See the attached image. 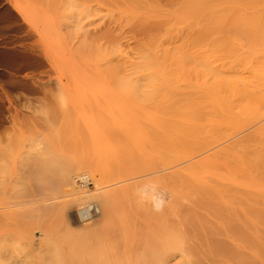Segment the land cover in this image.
Wrapping results in <instances>:
<instances>
[{"label":"rangeland","instance_id":"1","mask_svg":"<svg viewBox=\"0 0 264 264\" xmlns=\"http://www.w3.org/2000/svg\"><path fill=\"white\" fill-rule=\"evenodd\" d=\"M243 13L248 15H257L260 13L264 14V0H0V136L2 137V139H4L3 144V140L1 141L0 137V149L1 146L7 144L8 146L6 145L5 148L12 151L7 152L4 148L0 150V152L2 151V154H8L7 156H9L7 157L8 160L3 157V159L5 160V165L3 163L5 173L3 172V175H6L5 177L9 179V177L13 175L15 170H17L19 171V174H22V176H24L20 177L21 179L15 177L13 178L15 183L13 182L8 187V191L10 193H7L8 191L6 190V195L8 197L4 196L5 194L1 195L3 191L2 193L0 191V201H2V203H0V207L5 205L4 201L7 200L9 202V197L12 196H14L12 197L14 200H11V203L22 199H27L28 195H31L29 197L30 199L39 198V200H42L44 203L45 200L43 199H49V197L52 196L54 202H52L53 204H51V213L47 214L48 212L46 213V211H44L46 213L45 215L43 214V212H41L43 215H39V213H37L36 217H38V219L34 225L35 227L40 225L45 226L48 232H53L52 234H56L57 232H59L60 234H57L61 235L62 230L64 241L63 243L61 241V243L63 245L64 243H67L68 240H70L68 243V247H66V249H69L70 251L67 250L66 252L71 253V250H76L78 252L82 250V248H80V246L77 244L78 240L79 243H83L86 237H88V240L90 237L91 239L96 238L95 230H97L96 233H98V231L99 233L103 232V234L97 235L100 238L104 237L105 235L112 236V234V237H114L115 235L117 237L121 230L124 228H122V226L127 223L124 222V224H121V220L119 221V219L126 214L127 218L124 217L126 220L129 219L130 214L137 222V225H132V230L130 231L134 232L133 237L140 236L136 234L137 226L139 231L141 230L142 232H144V234L147 231V233L150 234V228L148 229L143 225V221H146V219L142 218L144 216V211L142 212L141 210L144 209V206H150L152 204L151 202H153L154 196L159 193L166 198L165 206L170 205V203L172 202V197L174 199H178V201H181V203L186 205L184 206V208L181 207L182 209L185 210L186 208L187 211L189 208V211L184 212L186 216L188 217L190 213L191 215H193L191 217H194L196 219L197 216L195 212L197 210L193 209L191 206L194 205L193 201L197 199L198 195L189 191L191 194H194V196L196 195L197 197H194L193 195L189 196L188 187L191 186L183 187L184 185H182L183 183L181 184V182L178 185V182H174L176 183V185L171 183L172 185L178 186L177 189L180 191L179 193L176 187L173 188L171 184L167 185V183L169 182L165 180L166 175L173 174L182 176L177 181L182 180L184 181V184L185 182H190L191 185L194 181L195 184H200L201 187L203 184H205V182L207 183V181H209L207 185L213 183L217 184V181H219L220 179L219 177H221L222 181L220 180L219 182H226L225 184L227 187H229V189L235 186L234 184L237 183V186H235L236 191L234 190V188L233 190L235 192H242L243 198H247L250 194H257L259 191L253 186V184L257 182V179L259 177L256 173H253L251 171H249L248 173L246 169L245 170L247 171V173H245L244 169L243 171L236 170L238 166L236 164L232 165L236 166V168L234 167L235 169L233 167L230 168L229 166L225 167L227 165H230L228 163L232 160H235L236 162H234L238 163L237 160L240 158V156L239 158L232 157V160L227 162V164H221L222 167L220 165V169H217L218 165L215 169L213 166V168H211V166L208 164L209 160H206L209 159L210 156L216 154L217 151L219 152L221 149L223 150V148L233 147L231 146L233 144H235L236 146V143H238V145H242V142H244L245 144V141H247L250 137L260 134V138L261 136H263L261 134L264 133V83H262L261 85L258 84L256 90H259V94H257V98H255V101L245 105V107L243 105V95L235 94V92H233L234 88L233 90H230V92L227 89L228 93L225 94L224 92L226 91L223 92V88L222 90L220 89V87L217 88L220 89L218 93L220 92L219 96L221 97L214 93L215 89L213 88V83H215V75L217 77H219L218 75H220V77L230 75L231 78L229 79H232V81H234L236 83L235 85L237 86L243 85V77H246L248 83L251 84L250 90H252V88H254L253 85H255V83L257 82V75H255L254 73V76L256 77H253V72H251L250 69L253 70V68L255 67V70H253L255 72L259 65L264 67V53H262L264 52L263 50L257 54L252 53V51L249 52L250 55L253 56L250 58V61L252 60V58L254 59V61L253 63L252 61L250 62V64L248 63V66L250 65L249 67H245V65L243 64V20L241 19L243 18ZM235 22H237V24ZM239 22H241L240 25ZM230 36L231 38H229ZM231 44L233 46H231ZM234 45L236 47H234ZM257 65L258 67H256ZM144 85L146 86L144 87ZM240 90L241 89L237 87V90L235 91H242L243 93V87L242 90ZM169 91L171 92L169 93ZM221 91L223 92V94ZM196 93H198L199 95ZM225 98L226 100H224ZM234 98H236V100ZM136 100L139 103H137ZM204 103L206 104L204 105ZM238 103L242 104L238 107ZM178 104H181V108L178 106ZM154 105L156 106V108ZM184 105L186 106V108L189 106L187 108V111L189 108L191 110L189 109L188 112H185L186 109H184ZM220 105L221 107H229L230 109H227H229L230 111L225 108L222 109L223 107L221 108ZM160 108L162 110H167L166 112L167 114H169V117H175L178 119V122H182L181 127H183V132H186L184 133L186 134V136H188L187 139L195 143L196 146L202 145L203 142L204 145H206V141H209L212 138L210 137L209 139L208 136H206V133H203L206 130L208 132L209 128L207 126L210 125L208 123V120L211 119L210 123H212L210 130L214 128V130L216 131V127L217 129H220V127L221 129H223L220 130V134L217 133L219 136L217 137V143L215 142L217 140L216 139L214 141V145H211L210 148L208 147L209 149L202 150L199 153H196L193 148L187 146L181 148L180 150H170L168 152H163L162 154H160L157 153L156 150L158 149V147H154L156 137L153 141V138L150 137L151 141L153 142V146L149 145L150 139L149 142L147 139V142L142 145L143 150L139 149L141 150V152L143 151L146 157L144 156V154L142 156V153H138V155H136L137 159H135V157L133 156L135 153L133 152L132 158L134 160L130 161L132 159L131 154L128 153V151L130 152L131 149L132 151L135 150H133L134 144L132 145L131 141L132 135L130 134L131 137L129 136L130 128L128 123L131 122L130 119L132 120V122L134 119L135 123L137 121V123H142L143 125V122H145L144 125H147L150 119L152 120L155 118V121L160 117ZM135 109L137 110V113ZM180 112L183 113L181 114ZM108 115L112 116L114 121L111 120L112 118ZM124 115L126 117H124ZM151 115H154L155 117H152ZM101 116H103V119L101 118ZM104 117L109 118L107 120L104 119ZM213 119L217 124L219 121L220 127L213 122ZM193 120L194 123L202 120L201 122L202 124L204 123L202 125L204 128L202 127L201 129V127L199 126L201 125V122L199 125L193 124L194 127H192L193 125L191 124L193 123ZM121 121L123 122V124ZM112 122H115V126L112 124ZM41 124L42 126L40 127ZM116 124L119 125L116 126ZM212 124H215L216 126ZM103 125L108 128L110 127L109 125H111L113 128L110 127L109 129H106V127ZM37 126L42 129L44 127L45 128L42 130ZM152 126L153 125L149 126V124L148 126H145V129L149 127L148 129L150 130H148L149 135L147 131L145 132L147 136H145L146 134L144 133L145 137L150 136V133H152L151 130L155 129L154 127L151 128ZM127 128L129 129V131ZM219 129L217 131H219ZM259 129L262 131V133ZM4 131L6 132V134ZM109 131L113 132V135H115L114 137L118 136V138H114L113 135L109 133ZM106 132L108 133V135L111 134V140ZM30 133L33 135H30ZM34 133L35 135H37V137L34 136ZM153 133L157 134V131L153 130ZM153 133L151 135H153ZM21 134L24 135L22 136ZM39 135L40 138L38 137ZM210 135L213 136V134H209V136ZM215 135L216 133H214L213 138L216 137ZM183 136L185 135L183 134ZM6 137L9 138H7L6 140ZM206 137L207 140L204 139ZM16 138L18 139V141L16 140ZM28 138V141L22 140ZM60 138H63L65 140ZM25 142H27V144ZM112 142L121 144L120 147L122 152L121 150H118L117 152H120L125 156L124 158L120 154L124 158L122 163L125 165L126 162L125 166L129 168L131 166V168L129 170V168L125 169L123 165L119 166H121V169L123 166L125 170H128L127 172L119 169V166H116L119 160L118 162H116L117 160H115V163H113L118 169V172L116 171L115 173V168L113 167L114 164L112 166L111 163L112 161H114V157H112L113 154L116 155L117 152L116 150L115 152H111V148H114L115 146H111L113 144ZM50 145L52 147H50ZM117 145L115 147H119V145ZM131 145L133 148H131ZM243 145L242 148L239 147L238 149H241L242 151L246 150V147L243 148ZM46 149L50 152V154L46 151ZM53 149L55 152H53ZM107 149L112 156L109 155L110 153L108 154ZM4 150L5 152H3ZM230 150L231 148H229V151ZM249 150L247 149V151ZM224 152L222 151V153ZM10 153H12L13 155ZM18 154L21 155V157L26 158V160H22L23 158L19 156L17 157V160H15V157ZM47 155L48 158H51L52 156L53 158H59L60 156L59 159L67 165L71 164L72 166L75 164V166L79 165V167L80 165L82 167L87 166L86 168L90 169L91 171V168H93L94 165L97 164L95 165V169L93 168V170H96L97 174L94 171L95 175L93 174L92 176V173L89 172L91 180L88 179L87 187L84 188L91 187V190H93L91 191L92 193H95V191L97 193L99 192V196L102 197V201L104 200L103 197L106 200H112L113 198L111 197L107 198L108 196H106V193L113 190V188H117L122 185L125 186L124 184L137 185V191H135V193H133V191V194L131 193L132 195L129 196L130 201L126 199L128 197H125L124 201L123 199L120 200L121 202L118 200V202L116 201V204L114 199V204L111 203L112 201L109 202V200L107 202L106 200L102 202L104 204V206H102L104 207V209L101 207V209H103V213L100 210L99 211L104 215L105 213H108L105 216H108L107 219H113L112 221L107 220L105 216H101V213L99 211L96 212L95 210L92 211L91 216L90 210L93 203H90V205H88V202L91 201H88L86 199L83 201L81 195L78 194V191L79 193H88L86 189L82 190L83 188H81V186H84V184H82L80 180L78 181L79 178L77 179L76 177L75 180H77L74 183L75 186H78L79 184L81 185H79V190L77 192L73 190V187L71 188V186H68L66 183L59 184L57 181H53L57 184L55 188L53 187L54 189L52 188L51 190L46 191L47 184L43 182L45 180V176L48 175L44 176V174H39L37 175V178H35L36 175L32 171L36 168V166L39 167L38 165L46 166V164H43L45 161L43 163L41 162V158L45 160ZM61 156L63 157V160L61 159ZM121 156H116L115 158L120 159ZM33 157H38V161L35 162L36 160H33ZM66 157H68L69 159ZM226 158L228 159L227 156ZM127 159L128 161L132 162L130 163V166H128L129 164L127 163ZM29 160H33L34 164H38L34 165L35 167L33 168V162H29ZM124 160L126 161L124 162ZM224 160L226 161V159ZM7 161H10V165ZM14 161H16L17 164L13 163ZM238 161L240 163V161L242 162V159L240 158ZM86 162L88 165L86 164ZM133 162H138V164H140L137 167V164L135 163L136 165L134 164L132 168ZM20 164L22 165V167L25 166L26 168H22ZM206 164L209 166H207ZM11 165L14 166L12 167ZM240 165L242 164L240 163ZM243 166L245 167L244 163ZM8 167L9 169H7ZM27 170L31 171H28L30 175L28 174ZM9 171L13 173L11 174ZM25 171L27 172L29 177H27L28 175H25ZM239 171H241L243 175L239 176ZM32 173L34 176L31 175ZM124 173L125 175L129 176H125ZM217 173H219L218 178ZM147 176H149V179L147 178ZM215 176L218 180L215 178ZM222 176L226 179L223 180ZM26 177V181L28 182L22 181ZM156 177L157 179H155ZM152 178H154L153 184L155 188H153V185L144 184L145 187L144 191L142 192V189L140 188V182L144 180L143 182L148 183V181L146 180H153ZM195 178H198V180H196ZM201 178L202 181H204L203 183H201L202 181L199 180ZM250 178H252L253 180H250ZM259 178L262 182H264V175L262 176V178ZM214 179H216V182L211 181ZM20 180L23 183L20 182ZM155 180H159V182H161L162 184H157L158 181L155 182ZM226 180H228L229 182L236 180L237 181L234 183H229ZM254 180L255 182L253 183ZM197 181H200V183H197ZM251 181L252 186H249L247 184L246 186L242 185L244 182L250 183ZM150 182L151 181H149V184ZM17 183H20L19 187L20 185L22 186L20 188H22L23 192H21L19 189V191L15 190V188H19L17 186ZM55 183H53V186H55ZM24 184H26V189L23 188ZM161 185L163 186V188H161ZM226 186L224 185V187ZM227 187L226 189L228 190ZM248 188H250L251 191ZM30 189H32L34 195L33 193H31ZM174 190H177L178 192ZM66 191L67 193L65 194ZM193 191L194 190H192V192ZM196 191H198V189ZM244 191H246L247 193H244ZM26 192L30 193L28 194ZM259 193L261 194V191ZM247 194L248 196H246ZM177 196H179V198ZM190 197H192V199H190ZM58 198H60L59 201H55L56 199L58 200ZM131 199L135 201V203H133ZM128 201L131 204H134L135 207L137 206V204L138 206L136 208H134V206L130 207L132 205L129 204ZM54 204L56 207L53 206ZM82 206L84 209L82 208ZM124 206L126 207V210H124ZM68 207H70L71 209ZM121 207L122 209H119ZM190 207L193 210H191ZM131 208L135 209H133L135 213H130L133 212ZM115 209L117 212H115ZM121 210L127 212H123V214ZM194 210L195 212H193ZM110 211L113 212L110 213ZM140 211L143 214H140ZM118 212L120 214H118ZM136 213H138V215ZM198 213H200V211ZM80 214L86 215L83 220H86L87 222H83L80 219ZM116 214L117 217H115ZM109 215H111L112 218L109 217ZM138 218L140 219V222L138 221ZM130 220H132V218ZM107 221L108 223H105ZM118 221L120 224L117 223ZM14 222L13 224L15 225ZM109 222H113L114 225L112 223L109 224ZM80 223L82 224V226H85L87 230H85V227L83 228L82 226H80ZM196 223L198 224L199 222ZM14 225L13 228H15L16 226ZM4 226L5 227H2L3 231L6 230H4V228H6V225ZM78 226L80 227L81 232H83L82 230L84 229L83 236L85 237L79 235L80 231ZM111 226H115L113 228V231H118V229H120V232L118 231V233L115 232L109 234L110 231L112 232ZM125 226H127V224ZM58 227H61V230ZM91 227L95 229H93L94 232L91 231L92 229H89ZM2 229L0 230L2 231ZM128 229L129 228H127L126 230ZM192 229L190 231H192ZM36 230L40 231V228H36ZM74 230H76L75 233ZM107 230L109 232H107L108 234H106ZM201 230L202 229H200V231ZM259 230H262V234L259 235L260 238L264 239V227L261 226ZM86 231H88L87 233L89 235H91V233L92 235L89 237L88 234L85 233ZM200 231L199 233L201 234L200 236L197 235L198 240L197 242H195V244L197 243L196 246H200L205 243L202 231ZM17 232L19 231H16V233ZM70 232L77 235L74 236ZM133 232L131 234H133ZM10 233L13 234L12 232H9V234L7 235L8 238L10 237ZM64 234H66V236ZM67 234L71 236L73 235L74 237H69L68 239ZM120 234H122V232ZM1 236H4L3 233ZM65 237H67V241L65 240ZM112 237L110 240L114 241L112 242L114 243L113 248L115 247L117 249L119 247L120 241L123 239H121V237H118V240H120L118 241L117 238L116 240H114V238L112 239ZM129 237L131 239L132 235H130ZM1 238L2 240H4L6 237ZM143 238L144 237L142 235V238L140 237V239ZM11 239L9 240L10 242L8 241V243L6 240H4L6 242H0V256L3 250L4 253L10 251V243H12ZM138 239L139 238H137V240ZM92 240H95V243L92 241V244L94 243L99 246V243H97L98 241L96 239ZM100 240L101 239H99V241ZM105 240H109V237L108 239L105 238ZM105 240L104 243L106 244ZM16 242H18V240ZM228 243L231 244L232 241L228 240ZM105 244L104 249H109L108 247H110L111 243H108V247H106L107 244ZM232 244L233 245H230V247L234 246V243ZM97 245L94 246L96 247ZM4 246L8 248L4 249ZM88 246L90 247L91 245L87 244L86 247L83 246L84 249L86 248L85 251L87 249H94L92 247L88 248ZM100 247L101 245L96 248L98 249ZM13 248L15 250H11L10 252L13 251L12 253H8L13 256L11 257V260L12 258L13 260L16 258L14 252L18 251L15 247ZM101 250L103 251V248ZM98 251L99 250L95 252ZM112 251L113 250H111V252ZM246 251L247 250H245L244 253ZM85 253H87V251ZM1 257L3 258V256ZM103 257L101 258V260L98 259L99 261L97 262H102V264H105L106 262L103 261ZM105 258H107L106 255ZM0 262L1 264H4V261Z\"/></svg>","mask_w":264,"mask_h":264},{"label":"bare ground","instance_id":"2","mask_svg":"<svg viewBox=\"0 0 264 264\" xmlns=\"http://www.w3.org/2000/svg\"><path fill=\"white\" fill-rule=\"evenodd\" d=\"M254 14V13H253ZM243 21H242V23H243V64L245 65V67L246 66H248V63L250 64V62L252 61V63H253V61H254V59L252 58V60L250 61V58L251 57H253V56H251L250 55V53L249 52H251L252 51V53H260L262 50L264 51V14L263 13H260V14H257V15H248V14H244L243 13V18H241ZM236 24H237V22H235ZM240 23L241 22H239V25H240ZM234 24V23H233ZM235 25V24H234ZM236 26V25H235ZM238 26V25H237ZM236 28V27H235ZM238 29V28H237ZM241 30V29H240ZM227 35V34H226ZM242 36V35H241ZM229 38H231V36L229 37ZM238 38V37H237ZM227 39V38H226ZM240 40V39H239ZM229 41H231V40H229ZM231 46H233L232 44H231ZM230 47V46H229ZM234 47H236L235 45H234ZM229 49H231V48H229ZM251 53V54H252ZM262 53H264V52H262ZM256 59V58H255ZM256 61V60H255ZM254 64H256V63H254ZM259 65V64H258ZM258 65L256 66V67H258ZM250 66V65H249ZM248 66V67H249ZM252 66H254V65H252ZM248 67H247V70H248ZM263 66H260L259 65V67L256 69V71L254 72L253 70H255L254 68H253V70H251L250 69V71L251 72H253L252 74H253V77H256V76H254V73H255V75H257V82L255 83V85H253V87L254 88H252V90H250V83H248V81H247V79H246V77H243V85H241V86H237V85H235L236 83L234 82V81H232V79H229V78H231V76L230 75H228V76H223V77H220V75H218L219 77H217L216 75H215V83H213V88L215 89L214 90V93L215 94H217L218 96H219V93H218V91L221 89L222 90V88L224 89V90H222L223 92L224 91H226V92H224V94L225 93H228V91H227V89L229 90V92H230V90H233V88H234V90H233V92H235V94H242L243 95V105H244V107H245V105H247V104H249V103H251V102H253V101H255V98H257L256 96H257V94H259V90L257 91L256 90V88H257V86H258V84L259 85H261L262 83H264V67L262 68ZM228 70V69H227ZM220 71V70H219ZM218 71V72H219ZM244 71H245V68H244ZM214 72V71H213ZM232 72V71H231ZM229 73V72H228ZM203 74V73H202ZM201 74V75H202ZM218 74V73H217ZM222 74V73H221ZM249 74V73H248ZM251 74V73H250ZM251 74V75H252ZM227 75V74H226ZM213 78V77H212ZM256 79V78H255ZM252 80V79H251ZM135 84H136V82H135ZM214 84H215V86H214ZM146 85H144V87H145ZM142 87V86H141ZM208 87V86H207ZM220 87V89H217V88H219ZM237 87H239V89H241L242 90V87H243V93H242V91L241 92H239V91H235V90H237ZM241 87V88H240ZM130 88V87H129ZM168 88V87H167ZM151 90V89H150ZM130 91V90H129ZM143 91V90H142ZM221 91V92H222ZM171 91H169V93H170ZM188 92V91H187ZM196 92V91H195ZM223 92H222V94H223ZM237 92V93H236ZM143 93V92H142ZM173 93V92H172ZM182 93V92H181ZM196 94H198V93H196ZM176 95V94H175ZM183 95V94H182ZM188 95V94H187ZM199 95V94H198ZM142 96V95H141ZM239 96V95H238ZM143 97V96H142ZM219 97H221V96H219ZM237 97V96H236ZM240 97H241V95H240ZM144 98V97H143ZM150 98V97H149ZM169 98V97H168ZM179 98V97H178ZM187 98V97H186ZM186 98H185V100H186ZM210 98V97H209ZM177 99V98H176ZM175 99V100H176ZM181 99V98H180ZM235 100H236V98H234ZM254 99V100H253ZM144 100V99H143ZM147 100V99H146ZM151 100H152V97H151ZM171 100V99H170ZM193 100V99H192ZM224 100H226V98L224 99ZM148 101V100H147ZM177 101V100H176ZM175 101V102H176ZM188 101V100H187ZM197 101V100H196ZM136 102L137 103H139L137 100H136ZM142 102V101H141ZM143 102H146V101H143ZM178 102V101H177ZM189 102V101H188ZM192 102V101H191ZM191 102H190V104H191ZM210 102V101H209ZM232 102H234V101H232ZM238 102H239V100H238ZM241 102V101H240ZM128 103V102H127ZM155 103V102H154ZM187 103V102H186ZM199 103V102H198ZM236 103H237V101H236ZM156 104V103H155ZM182 104V103H181ZM181 104H178V106L180 107V105ZM189 104V103H188ZM200 104V103H199ZM198 104V105H199ZM201 104H203V103H201ZM206 103H204V105H205ZM239 104V105H238ZM237 104V106L239 107L242 103H238ZM242 105V106H243ZM29 106V105H28ZM126 106V105H125ZM134 106V105H133ZM148 106V105H147ZM151 106V105H150ZM155 106V105H154ZM185 106V105H184ZM188 106V105H187ZM241 106V107H242ZM153 107V106H152ZM152 107H150V108H152ZM183 107V106H182ZM189 107V106H188ZM187 107V108H188ZM191 107V106H190ZM198 107V106H197ZM212 107H213V105H212ZM215 107V106H214ZM220 107H221V105H220ZM223 107V106H222ZM221 107V108H222ZM240 107V108H241ZM248 107V106H247ZM246 107V108H247ZM34 108V107H33ZM32 108V109H33ZM155 108H156V106H155ZM181 108V107H180ZM184 108V107H183ZM182 108V109H183ZM187 108H186V106H185V108L184 109H186L185 110V112L187 111ZM227 109V108H229V107H227V106H224L222 109ZM239 108V109H240ZM250 108V107H249ZM158 109V108H157ZM183 109V110H184ZM190 109V108H189ZM189 109H188V111H189ZM203 109V108H202ZM209 109V108H208ZM230 109V108H229ZM229 109H227L228 111H230ZM34 110H36V109H34ZM136 110V109H135ZM134 110V111H135ZM140 110V109H139ZM142 110V109H141ZM149 110V109H148ZM151 110V109H150ZM191 110V109H190ZM193 110V109H192ZM247 110V109H246ZM245 110V111H246ZM167 110H162L161 108H160V112H161V114L162 113H164V114H162V116H161V114H160V117L159 118H157V120H155L154 121V119H150L149 120V123H147V125L145 124L144 125V123L145 122H143V125H142V123H137V121H136V123L134 122V119H133V122H132V120L130 119V123H128V125H129V128H130V133H129V136L131 137V135H132V137H131V141H132V145H133V147H132V145H131V148H133V150L134 151H132V149H131V151L129 152L128 151V153H130L131 154V159L132 160H130V161H133L134 159L132 158L133 156L135 157V159H137L136 158V155H138V153H142V156H143V151L141 152V150H139V149H142V145H144L145 144V142H147V139H148V142H149V139H150V137L151 138H153L152 139V141L155 139V137H156V139H155V144H154V147L155 146H157L158 147V149H156L157 150V153H160V154H162L163 152H168V151H170V150H180L181 148H184V147H190V148H193L195 151H196V153H199V152H201L202 150H206V149H209L210 147H211V145H214L215 144V142L217 143V141H218V139H217V137H219L218 136V134H220L221 133V131L220 130H223V129H221V127H220V125H219V121H218V124L216 123V122H214V119H213V122L214 123H216L219 127H220V129H219V131H217L218 129H217V127L215 128L216 129V131L214 130V128H212V130H210V127H211V123H210V121H211V119L210 120H208L209 122V126H207L208 128H209V130H208V132H207V130L205 131V132H203V133H206V136H208V138L210 139V137H212L211 139H212V142H211V139L209 140V141H206L207 140V137L206 138H204V139H206L205 141L207 142V143H205L206 145H204V142H203V144L202 145H197L196 146V144L195 143H193V142H191V140H189V139H187L188 138V136H186V132L184 133L183 132V127H181L182 125V122L181 121H179L178 122V119L177 118H175V117H169V114H167V112H166ZM180 111V110H179ZM182 111V110H181ZM187 111V112H188ZM194 111V110H193ZM51 112V111H50ZM152 112V111H151ZM155 112V111H154ZM153 112V113H154ZM166 112V113H165ZM136 113H137V110H136ZM139 113H140V111H139ZM147 113V112H146ZM150 113V112H149ZM169 113V112H168ZM181 114L183 113V112H180ZM207 113V112H206ZM237 113V112H236ZM107 114V113H106ZM145 114V113H144ZM148 114V113H147ZM159 114V113H158ZM166 114H167V116H166ZM180 114V115H181ZM101 115H103V114H101ZM195 115V114H194ZM211 115V114H210ZM213 115V114H212ZM217 115V114H216ZM108 116H110V115H108ZM130 116V115H129ZM137 116V115H136ZM143 116V115H142ZM146 116V115H145ZM144 116V117H145ZM150 116V115H149ZM148 116V117H149ZM152 116V115H151ZM192 116V115H191ZM236 116V115H235ZM103 116H101V118H102ZM111 118V120H113V117L112 116H110ZM124 117H126L125 115H124ZM133 117V116H132ZM152 117H155L154 115L152 116ZM162 117V118H161ZM208 117V116H207ZM109 118V117H108ZM108 118L107 117H104V119H107L108 120ZM118 118V117H117ZM151 118V117H150ZM199 118H200V116H199ZM210 118V117H209ZM208 118V119H209ZM46 119V118H45ZM44 119V120H45ZM100 119V118H99ZM98 119V120H99ZM103 119V118H102ZM127 119V118H126ZM192 119V118H191ZM207 120V119H206ZM46 121V120H45ZM45 121H43V122H45ZM48 121V120H47ZM69 121V120H68ZM114 121V120H113ZM128 121V120H127ZM142 121V120H141ZM147 121V120H146ZM150 121H152V122H150ZM196 121H198V120H196ZM195 121V122H196ZM202 120H200L199 122H196V123H194V120H193V123L191 124V125H199L200 124V122H201ZM36 122V121H35ZM49 122H50V120H49ZM97 122H99V121H97ZM116 122H118V121H116ZM122 122V121H121ZM120 122V123H121ZM181 122V123H180ZM204 122V121H203ZM207 122V121H206ZM222 122H224V121H222ZM221 122V123H222ZM14 123H15V121H14ZM47 123V122H46ZM100 123H103V122H100ZM99 123V124H100ZM152 123V124H151ZM37 124V123H36ZM35 124V125H36ZM72 124V123H71ZM112 124L114 125L115 124V122L113 123L112 122ZM122 124H123V122H122ZM126 124V123H125ZM148 124H149V126H151V125H153L151 128H155V129H153V130H156L157 131V134L155 133H153V130H151L152 131V133H153V135H151L152 133H150V136H148V137H145V136H147V134L145 133L146 131H147V133H148V135H149V132H148V128L149 127H147V129H145V126H148ZM151 124V125H150ZM204 124V123H203ZM202 122H201V125H199L200 127H201V129H202ZM38 125H39V122H38ZM107 125V124H106ZM119 125V124H118ZM117 124H116V126H118ZM194 125L192 126V127H194ZM205 125H208V124H205ZM212 125H215V124H212ZM222 125V124H221ZM224 125V124H223ZM42 126V124L40 125V127ZM103 126H105V125H103ZM108 126V125H107ZM111 128H113L111 125H109ZM115 126V125H114ZM122 126V125H121ZM216 126V125H215ZM38 127V126H37ZM40 127H38L39 129H42V128H40ZM101 127H102V124H101ZM106 127V126H105ZM104 127V128H105ZM109 127V128H110ZM128 127V126H127ZM198 127V126H197ZM213 127V126H212ZM4 128V127H3ZM2 128V129H3ZM45 128V127H44ZM43 128V129H44ZM108 127H106V129H109ZM118 128V127H117ZM122 128V127H121ZM120 128V129H121ZM204 128V127H203ZM207 128V129H208ZM222 128H225V127H222ZM2 129H1V131H2ZM38 129V130H39ZM42 129V130H43ZM116 129V128H115ZM128 129V128H127ZM144 129H145V131H144ZM194 129V128H193ZM205 129H206V127H205ZM6 130V129H5ZM28 130V129H27ZM105 130V129H104ZM117 130V129H116ZM198 130H200V129H198ZM260 130V129H259ZM30 131V130H29ZM33 131V130H32ZM111 131H114V130H111ZM111 131H109V133H111L112 135H113V132H111ZM124 131V130H123ZM128 131H129V129H128ZM150 131V130H149ZM197 131V130H196ZM203 131V130H202ZM5 132V131H4ZM35 132V131H34ZM45 132V131H44ZM104 132V131H103ZM116 132V131H115ZM155 132V131H154ZM182 132H183V134L185 135V136H183V134H182ZM255 132V131H254ZM260 132L262 133V131L260 130ZM43 133V132H42ZM107 133V132H106ZM146 135H145V134ZM198 133H200V132H198ZM214 133H216V137H214L213 138V136H214ZM218 133V134H217ZM256 133V132H255ZM5 134H6V132H5ZM29 134V133H28ZM69 134V133H68ZM110 134V135H111ZM122 134V133H121ZM127 134V133H126ZM131 134V135H130ZM208 134V135H207ZM209 134H213V136H209ZM22 136L24 135V134H21ZM30 135H33V134H31L30 133ZM42 135V134H41ZM107 135H108V133H107ZM110 135H108L109 137H110V140H111V136ZM136 135H137V137H136ZM145 135V136H144ZM156 135V136H155ZM202 135H204V134H202ZM201 135V136H202ZM261 135H263V136H261L260 138H259V136H260V134L258 135H256V136H253V137H250L247 141H245L244 139V141L246 142L245 144H244V142H242L243 144V148H245L246 150H244V151H242L241 149V151L238 149L239 147H241L242 148V145H238V143H236V146H235V144H233V145H231V146H233V147H229V148H231V150L229 151V148H223V150L221 149L219 152L217 151L216 152V154H214V155H212V156H210L209 157V159H206V160H209L208 162V164L211 166V168H213L214 167V169L217 167V165H218V167H217V169L219 168H221L222 167V165L221 164H227V162H229L230 160H232L231 158L233 157V158H235V157H238L239 158V156H240V158L242 159V162L240 161V163L242 164V165H240V163H239V159L237 160V162L238 163H235L236 161L235 160H232V161H230L228 164H230V165H227V166H225V167H235L236 168V166H232L233 164H236V165H240L239 167L237 166V168H236V170H241V171H243V169H244V171H245V173H247V171H248V173H249V171H251V172H253V173H256L257 174V176H259V177H261L262 178V176L264 175V173H263V171H264V133H262ZM8 136V135H7ZM22 136H21V138H22ZM34 136H36L37 137V135H35V133H34ZM46 136V135H45ZM115 135H113V137H114ZM121 136V135H120ZM125 136V135H124ZM183 136V137H182ZM1 137V136H0ZM39 138H40V135L38 136ZM42 137V136H41ZM7 138H9V137H6V140H7ZM26 138V137H25ZM91 138V137H90ZM93 138V137H92ZM114 138H118V136L117 137H114ZM146 138V139H145ZM201 138V137H200ZM247 138H248V136H247ZM37 139V138H36ZM43 139V138H42ZM45 139V138H44ZM51 139V138H50ZM60 139H63V138H60ZM106 139V138H105ZM125 139H126V137H125ZM129 139V138H128ZM202 139H203V137H202ZM217 139V140H216ZM223 139V138H222ZM257 139V140H256ZM3 140V144H4V139H2V137H1V141ZM16 140L18 141V139L16 138ZM22 140H25V141H28L29 140V138L28 139H22ZM49 140V139H48ZM63 140H65V139H63ZM91 140V139H90ZM109 140V139H108ZM109 140V141H110ZM124 140V139H123ZM130 140V139H129ZM134 140V141H133ZM216 140V141H215ZM219 140H221V139H219ZM242 140V141H243ZM40 141H42V140H40ZM113 141V140H112ZM118 141V140H117ZM151 141V139H150V144L149 145H151V146H153L152 144H153V142ZM193 141V140H192ZM204 141V140H203ZM215 141V142H214ZM32 142H34V141H32ZM49 142V141H48ZM53 142V141H52ZM90 142V141H89ZM92 142V141H91ZM133 142H135V143H133ZM152 142V143H151ZM209 142V143H208ZM214 142V143H213ZM241 142V141H240ZM255 144H254V143ZM11 143H12V141H11ZM26 144H27V142H25ZM36 143V142H35ZM34 143V144H35ZM44 143V142H43ZM66 143V142H65ZM113 143V142H112ZM127 143H129V142H127ZM131 143V142H130ZM250 143H251V145H250ZM2 144V145H3ZM5 144H6V142H5ZM9 144H10V140H9ZM39 144H42V143H39ZM38 144V145H39ZM45 144V143H44ZM54 144H56V143H54ZM57 144H58V142H57ZM110 144V143H109ZM119 145V147H115L116 145ZM148 144V143H147ZM195 144V145H194ZM254 144V145H253ZM7 145V144H6ZM6 145H4V146H1V149L2 148H4V149H6L5 148V146ZM37 145V144H36ZM47 145H49V144H47ZM115 145V146H114ZM117 145V146H118ZM120 143H113L111 146H114V148H111V152H115V150H116V152L119 150H121V147H120ZM204 145V146H203ZM246 145V146H245ZM259 145H262V146H259ZM8 146V145H7ZM66 146V145H65ZM69 146V145H68ZM76 146V145H75ZM74 146V147H75ZM110 146V147H111ZM201 146V147H200ZM22 147V146H21ZM27 147V146H26ZM26 147H25V151H26ZM37 147V146H36ZM44 147V146H43ZM50 147H52L51 145H50ZM136 147V148H135ZM209 147V148H208ZM251 147V148H250ZM42 148V147H41ZM62 148V147H61ZM67 148H69V147H67ZM116 148V149H115ZM118 148H120V149H118ZM125 148V147H124ZM0 149V150H1ZM14 149V148H13ZM90 149V148H89ZM91 149H93V148H91ZM110 149V148H109ZM114 149V150H113ZM247 149L249 150V151H247ZM108 150V149H107ZM125 150V149H124ZM129 150V149H128ZM138 150H139V152H138ZM143 150V149H142ZM159 150V151H158ZM228 152H227V151ZM6 151L7 152H12V151H10V150H8V149H6ZM37 151V150H36ZM46 151L47 152H49L47 149H46ZM70 151H71V149H70ZM222 151L224 152V153H227V154H224V153H222ZM232 151H233V153H232ZM2 152V151H1ZM0 152V153H1ZM3 152H5V150L3 151ZM14 152V151H13ZM53 152H55L54 151V149H53ZM52 152V153H53ZM60 152H61V150H60ZM69 152V151H68ZM94 152V151H93ZM121 152H122V150H121ZM133 152L135 153L134 155H133ZM28 153V152H27ZM56 153H58V152H56ZM98 153H101V152H98ZM110 152H109V150H108V154H109ZM220 153V154H219ZM228 153H230V154H228ZM10 154H12V153H10ZM17 154V153H16ZM49 154H50V152H49ZM94 154V153H93ZM107 154V155H108ZM117 154H119V155H117ZM117 154L116 155H114L113 154V156L111 155V153L109 154V155H111L112 157H114V161H112V166H113V164L115 163V160H117L116 162H118V160H119V162H118V164H116V166L118 167L119 165H123L124 167H125V169H127V168H129V167H126L125 165H126V160H124V162H125V165L122 163V161H123V159L125 158V156L124 155H122V153H120V152H117ZM124 157H122L121 155ZM124 154V153H123ZM224 154V155H223ZM5 154H0V191H1V193H2V191H3V193L1 194V195H4V196H7L6 195V190L8 191V187H9V185H11L13 182H14V177L15 178H18V179H21L20 177H24V176H22V174H19L18 172L19 171H17V170H15V172L13 173V175L11 176V177H9V179H7L4 175H3V172L5 171L4 169V165H5V160L3 159V157H5L7 160H8V158L7 157H9V156H7V155H5ZM13 155V154H12ZM27 155V154H26ZM41 155V154H40ZM89 155V154H88ZM133 155V156H132ZM218 155H220V156H218ZM236 155H238V156H236ZM21 157V155H17L16 157H15V160H17V157ZM35 156H37V155H35ZM93 156V155H92ZM116 156H121L120 157V159H116L115 157ZM129 156V155H128ZM144 156H145V154H144ZM222 156H225V157H222ZM226 156L228 157V159L226 158ZM32 157V156H31ZM110 157V156H109ZM146 157V156H145ZM21 158H23V157H21ZM37 158L38 157H36V158H34L33 157V160L35 159L36 161L35 162H37L38 160H37ZM47 158V159H46ZM45 158V160H43L42 158H41V162L43 163L44 161V163L43 164H46V166H40V165H38L39 167H37L36 166V168L32 171L35 175H36V177L35 178H37V175H43L44 174V176L45 175H48V176H45V180H44V182L43 183H45V184H47L46 185V191H48V190H51L53 187L55 188L56 187V181L59 183V184H61V183H66L68 186H71V188L73 187V190L74 191H78L79 190V185L78 186H75V182H76V180L78 179V181L80 180V182L82 183V184H84V186H81V188H83L82 190H84V189H86L87 191H88V193H86V192H80L79 193V191H78V194L79 195H81V198L83 199V201L86 199V200H88V201H91V202H88L89 204L88 205H90V203H93L91 206V210H90V215L92 216V211L93 210H95L96 212L97 211H103V209H104V207H102V206H104V204L102 203L104 200H106L104 197H103V201H102V197H100L99 196V192L97 193L96 191H95V193H92L91 191H93V190H91V187L90 188H84V187H87V181H88V179L89 180H91L90 179V176H89V174L90 173H92V176H93V174L95 175V172H96V170H93V168L95 169V165H97V164H95L94 165V167L93 168H91L92 169V171L90 170V169H87L86 167L87 166H84V167H82L81 165H80V167H79V165L78 166H75V164L74 165H72L71 166V164H69V165H67V164H65L64 162H62L59 158H60V156H59V158H53V156L50 158H48V155H47V157ZM63 157L61 156V159H62ZM66 158H68V157H66ZM111 158V157H110ZM118 158V157H117ZM121 158H122V160H121ZM222 158V159H221ZM14 159V158H13ZM69 159V158H68ZM70 159H72V158H70ZM224 159H226V161L224 160ZM11 160H12V158H11ZM22 160H26V158H23ZM31 160V159H30ZM29 160V162H33V160L32 161H30ZM43 160V161H42ZM63 160V159H62ZM111 160V159H110ZM113 160V159H112ZM147 160V159H146ZM21 161V160H20ZM23 161V162H24ZM71 161V160H70ZM83 161V160H82ZM120 161H121V163H120ZM130 161H128V159H127V163L129 164L128 166H130L131 164L130 163H132V162H130ZM136 161V160H135ZM235 161V162H234ZM8 163L10 162V161H7ZM18 162H19V159H18ZM27 162V161H26ZM114 162V163H113ZM3 163H4V165H3ZM12 163V162H11ZM13 163H15V164H17L16 163V161H14ZM22 163V162H21ZM40 163V162H39ZM95 163H96V161H95ZM120 163V164H119ZM137 165H136V164ZM133 162V164H132V168H133V166H134V164L138 167L139 166V164H138V162ZM203 163H205V162H203ZM243 163H244V165H245V167L243 166ZM23 164V163H22ZM28 164V163H27ZM33 164V168L35 167L34 165H37V164H34V162L32 163ZM86 164H87V162H86ZM91 164V163H90ZM110 164V165H111ZM143 164V163H142ZM141 164V165H142ZM216 166H215V165ZM9 165H10V163H9ZM21 165V164H20ZM77 165V164H76ZM88 165V164H87ZM92 165V164H91ZM207 165V164H206ZM209 165H207V166H209ZM221 165V167H219ZM12 166V165H11ZM14 166V165H13ZM12 166V167H13ZM75 166V167H74ZM116 166H115V164H114V168H115V173H116V171L118 172V169L116 168ZM122 166V169H121V166H119V169H121V170H124V171H128V170H125L124 169V167ZM145 166V165H144ZM213 166V167H212ZM21 167H22V165H21ZM224 167V166H223ZM22 168H26L25 166L24 167H22ZM90 168V167H89ZM130 168H131V166H130ZM130 168H129V170H130ZM135 168V167H134ZM234 168V169H235ZM7 169H9V167L7 168ZM13 169V168H12ZM117 169V170H116ZM247 171H246V170ZM112 170H113V168H112ZM11 171V170H10ZM9 171V172H10ZM20 171H22V170H20ZM31 172L30 170H27V172ZM95 171V172H94ZM234 171V170H233ZM241 171H239V173H240V175L239 176H241V175H243V173L241 172ZM24 172V171H23ZM27 172L25 171V175L27 176L28 174H29V172H28V174H27ZM90 172V173H89ZM131 172V171H130ZM153 172V171H152ZM250 172V173H251ZM5 173V172H4ZM11 173V172H10ZM11 173V174H12ZM21 173V172H20ZM33 173L31 174V175H33ZM114 173V174H115ZM159 173V172H158ZM206 173V172H205ZM204 173V174H205ZM242 173V174H241ZM253 173H251V174H253ZM96 174H97V172H96ZM129 174V173H128ZM260 174H261V176H260ZM21 175V176H20ZM30 175V174H29ZM29 175L27 176V177H29ZM124 175H125V173H124ZM131 175V174H130ZM142 175V174H141ZM151 175V174H150ZM218 175H219V173H217V178H218ZM229 175V174H228ZM254 175V174H253ZM34 176V175H33ZM125 176H129V175H125ZM205 176H207V175H205ZM205 176H203V177H205ZM220 176H221V173H220ZM250 176H252V175H250ZM27 177L26 178H22L23 180L22 181H26V179H27ZM32 177V176H31ZM40 177V176H39ZM43 177V176H42ZM77 177V179L75 180V178ZM149 176H147V178H148ZM153 177V176H152ZM180 177H182V176H179V175H173V174H170V175H166L165 176V180L167 181V182H169V183H167V185L169 184H171V183H173V184H175L176 185V183H174V182H178L177 183V185L181 182V184L182 185H184L183 187H185V186H191V187H188L189 188V190H188V192L190 191L191 193H194V194H196V195H198V197L195 195L194 196V194H191L190 192L188 193L189 194V196L191 195H193L194 197H197V199H195V198H193V199H195L193 202V206H191V204H190V206L193 208V209H195V210H197L196 212H195V210L193 211V212H195L196 213V219L194 218V217H191V216H193V215H191L190 213H189V215H188V217H190V218H188L187 216H186V214L184 213V212H187V211H189V208H188V210L186 211V208H185V210L184 209H182V208H184V206H186V205H184L183 203H181V201H178V199H174L173 197H172V202L170 203V205L169 206H165V201H166V198L165 197H163L162 195H160V193L159 194H157V195H155L154 196V199H153V202H151L152 204L150 205V206H144V209H142L141 211L144 213V216L142 217V218H145L146 219V221H143V225L144 226H146L148 229L150 228V234H148L147 233V231H146V236H145V234H144V232H142L141 230L139 231L138 230V226H137V229H136V234H138V235H140V236H136V237H133L134 236V232H133V234H131L132 232H130L131 230H132V225L134 224V226L135 225H137L136 223V221L133 219V216H131L129 213V219L128 220H126L124 217H126L127 218V214L124 216H122V218H118L119 219V221L121 220V224H124V222L127 224V226H122V230H121V232H122V234H120L121 232L119 231L120 229H118V231L120 232L119 233V235L116 237V235L114 236V237H112L113 236V234H112V239L114 238V240H116V238H117V240L119 239L118 237H121V239H123V240H118V241H120V244H119V247L116 249L115 247V249L113 248V246H114V243H112V242H114L113 240L111 241L110 239H111V237L110 236H106L105 234V236L104 237H102V238H100L99 236H97L98 234H103V232L102 233H99V231H98V233H96L97 232V230H95L94 228H89L91 231H93L94 232V230L96 231L95 232V237L96 238H92V239H96L97 241V243H99V246L101 245V247L100 248H96V247H99L97 244H94L95 242V240H92L91 239V235H92V233H91V235H89L87 232L89 231H86L85 233H87L88 234V236L90 237L89 238V240L87 239L88 237H86L85 238V240L83 241V243L85 242V243H87V244H89V245H91L90 247H92V248H94L93 250H94V254H93V250H86L87 251V253H85L86 251H85V249L83 248V246L84 247H86L87 246V244H83V243H79V240H78V242H77V244L80 246V248H82V250H80V252H78V251H72L71 250V253H67L66 251L67 250H69V249H66V247H68V243H69V241L70 240H68L69 239V237H74L75 235H77V234H73V233H71V234H73L72 236L71 235H69V234H67V237H68V239H67V237H65V240L67 241V243H64L63 245H62V243H63V241H64V237L62 236V230L60 229L61 227H58L60 230H61V235H58V234H60L59 232H57L56 234H52L53 232H48L47 231V229H46V227L45 226H42V225H40V226H37V227H35V223L37 222V219H38V217H36V214L37 213H39V215L40 214H42L41 212H43V214L45 215L47 212V214H49V213H51V211L50 210H52L51 208V204H53L52 202H54V199H53V197L52 196H50L49 197V199L47 198H45V199H43V200H45V202L43 203V201L42 200H39V198H37V199H30L29 197L31 196V195H28V198L27 197H25V198H27V199H22V200H19V201H15V202H10L11 200H14L12 197H14V196H12V197H9L10 198V201L8 202L7 200V202L6 201H4L5 202V205L4 206H1L0 207V229H2V227H5L4 225H6V228H4V230L5 231H3V229H2V231L0 230V234L2 235V233H3V235L4 236H1V237H3V238H5L4 240H6L7 241V243H8V241L11 239V242L12 243H10V247H11V249H10V251L11 250H15L13 247H15L18 251V253L16 252V254H15V252H14V255H16V258L13 260V258H12V260H11V257H13V256H11V254H8L9 252H7V253H4V250H3V252H1V256H3V258L0 256V261H4L3 263L4 264H102V262H97V261H99L98 259H100L101 260V258L103 257L104 259H103V261H105V262H103V263H105V264H264V239H261L260 238V234H262L261 233V231L262 230H259L260 229V227L262 226V227H264V182H262L261 181V179L258 177V179H257V182L259 183H257V182H255V180L253 181V186H254V188H256L259 192L261 191V194L258 192L257 194L256 193H254V194H250L249 196H248V194L246 195V196H248L247 198H243V193L242 192H239L238 190V192H235L236 191V187L235 186H237V183L236 184H234L235 186H233L232 188H230L229 189V187H227L226 186V182L223 184V183H220L219 181L221 180V177H219L220 179H219V181H217V184H208L207 185V183H209V181H207V183L205 182V184H203L202 185V187H201V185L200 184H195L194 183V181H193V184L191 185L190 184V182H185V184H187V185H185L184 184V181H182V180H180V181H177L178 179H180ZM227 177V176H226ZM33 178V177H32ZM200 178V177H199ZM215 178H216V176H215ZM216 178V179H217ZM232 178V177H231ZM235 178V177H234ZM233 178V179H234ZM237 178H238V175H237ZM241 178V177H240ZM253 178V177H252ZM252 178H250V180L252 179ZM44 179V178H43ZM149 179V178H148ZM146 180V181H148V183H146V182H143V181H141L140 183H141V185H140V188L142 189V192L144 191V187H145V185L144 184H148V185H153V188H155L154 187V184H153V181H154V178H152L153 180ZM155 179H157V177L155 178ZM196 180H198V178H195ZM194 179V180H195ZM216 179H214V180H211L212 182L213 181H215ZM222 179L224 180V179H226V178H223V176H222ZM228 179V178H227ZM230 179V178H229ZM86 180V181H85ZM195 180V181H196ZM200 181H202V178L201 179H199ZM204 180V179H203ZM205 180H206V178H205ZM210 180V179H209ZM218 180V179H217ZM241 180H244V179H241ZM241 180H239V181H241ZM246 180V179H245ZM253 180V179H252ZM259 180V181H258ZM263 180V179H262ZM21 180H20V182H22ZM30 181V180H29ZM53 181H55V182H53ZM149 181H151L152 182V184H151V182H150V184H149ZM158 181V183L157 184H162L161 182H159V180H157ZM156 180H155V182H157ZM192 181V180H191ZM200 181H197V183L199 182L200 183ZM222 181V180H221ZM227 182H229L228 180H226ZM237 181V180H236ZM236 181H230L231 183H234V182H236ZM17 182V181H16ZM26 182H28V181H26ZM31 182H32V179H31ZM34 182V181H33ZM143 182V183H142ZM204 181H202L201 183H203ZM216 182V181H215ZM229 182V183H230ZM263 184H262V183ZM15 183V182H14ZM23 183V182H22ZM21 183V184H22ZM53 183H55L54 185L55 186H53ZM96 183V182H95ZM192 183V182H191ZM211 183V182H210ZM239 183V182H238ZM241 183H243V182H241ZM240 183V184H241ZM251 183V184H250ZM244 182L242 185H245L246 186V184L247 185H249V186H252V181L251 182ZM257 183V184H256ZM18 185V187H19V184L20 183H17ZM45 184H44V186H45ZM58 184V185H59ZM135 184H137V183H135ZM239 184V185H240ZM25 185L26 184H24V187L23 188H25ZM28 185V184H27ZM38 185V184H37ZM41 185H43V184H41ZM125 186H119V187H117V188H113V190H111V191H109V192H107L106 194V196H108L107 198H109V197H111V198H113L114 200H115V204H116V201L118 202V200L120 201V200H122L123 199V201H124V199H125V197H128V198H126L127 200H129V196H131L133 193H135V191H137L136 190V187H137V185H134V184H130V185H128V184H124ZM172 185V184H171ZM175 185H172L173 186V188H175L176 187V189L178 188V186H175ZM224 185L228 188V190L226 189V187H224ZM231 185V184H230ZM162 186V185H161ZM20 187H22L21 185H20ZM15 188V190H20L21 192H23V190H22V188ZM42 187V186H41ZM77 187V188H76ZM138 187H139V184H138ZM29 188V187H28ZM53 188V189H54ZM148 188V187H147ZM150 188H152V187H150ZM161 188H163V186L161 187ZM187 188V187H186ZM233 188H234V190H233ZM242 188H243V186H242ZM251 188H253V187H251ZM26 189V188H25ZM37 189H38V187H37ZM93 189V188H92ZM160 189V188H159ZM198 189V191H196ZM249 190H250V188H248ZM255 189V190H256ZM10 190V189H9ZM18 190V191H19ZM154 190V189H153ZM156 190H158V189H156ZM178 190V189H177ZM177 190H174V191H177ZM192 190H194L193 192H192ZM256 190V191H257ZM25 191V190H24ZM30 191H31V193H33L32 192V189H30ZM44 191V190H43ZM42 191V192H43ZM134 191V192H133ZM179 191V190H178ZM177 191V192H178ZM241 191V190H240ZM243 191V190H242ZM251 191V190H250ZM5 192V193H4ZM53 192V191H52ZM101 192V191H100ZM103 192V191H102ZM133 192V193H132ZM246 191H244V193H245ZM7 193H10L9 191L7 192ZM15 193V192H14ZM20 193V192H19ZM26 193H30V192H26ZM67 193V191L65 192V194ZM82 193V194H81ZM97 193V194H96ZM132 193V194H131ZM179 193H180V191H179ZM241 193V194H240ZM247 193V192H246ZM262 193H263V195H262ZM13 194V193H12ZM36 194V193H35ZM43 194V193H42ZM44 194H45V192H44ZM52 194V193H51ZM78 194H75V195H78ZM173 194V193H172ZM0 195V196H1ZM14 195V194H13ZM23 195H25V194H23ZM27 195V194H26ZM33 195H34V193H33ZM54 195V194H53ZM60 195V194H59ZM140 195H142V194H140ZM175 195H177V194H175ZM4 196H2V197H4ZM102 196V195H101ZM8 197V196H7ZM52 197V198H51ZM80 197V196H79ZM137 197V196H136ZM142 197V196H141ZM178 198H179V196H177ZM6 198V197H5ZM42 198V197H41ZM55 198H57V197H55ZM64 198V197H63ZM81 198H80V200H81ZM8 199V198H7ZM59 199L60 198H58V200L56 199L55 201H59ZM62 199V198H61ZM113 199L112 200H110V199H107L106 200V202L109 200V202L110 201H112L111 203H113L114 204V201H113ZM190 199H192V197H190ZM2 200V199H1ZM36 200V201H35ZM63 200V199H62ZM65 200V199H64ZM126 200V201H127ZM130 201V200H129ZM128 201V202H129ZM131 201L133 202V203H135V201H133L132 199H131ZM121 202V201H120ZM136 202H138V201H136ZM191 202V201H190ZM0 203H2V201H0ZM7 203V204H6ZM11 203V204H10ZM84 203H86V202H84ZM83 203V204H84ZM126 203V202H125ZM142 203V202H141ZM117 204H119V203H117ZM129 204H131L130 202H129ZM2 205V204H1ZM122 205V204H121ZM120 205V206H121ZM132 206H130V207H133L134 206V204H131ZM140 205V204H139ZM238 207H237V206ZM54 207H56L55 206V204L53 205ZM81 206V205H80ZM117 206V205H116ZM128 206V205H127ZM137 206H138V204H137ZM136 206V207H137ZM143 206V205H142ZM101 207L103 208V209H101ZM114 207V206H113ZM118 207V206H117ZM135 206H134V208H136ZM182 207V208H181ZM191 207H190V209H191ZM41 208V209H40ZM68 208H70V207H68ZM82 208H83V206H82ZM108 208H109V206H108ZM126 207L124 206V210H126L125 209ZM133 208V209H134ZM53 209H55V208H53ZM65 209V208H64ZM63 209V210H64ZM67 209V208H66ZM71 209V208H70ZM69 209V210H70ZM84 209V208H83ZM111 209V208H110ZM109 209V210H110ZM118 209V208H117ZM119 209H122V207L121 208H119ZM118 209V210H119ZM132 209V208H131ZM132 209V210H133ZM139 209V208H138ZM141 209V208H140ZM193 209H191V210H193ZM238 209V210H237ZM41 210V211H40ZM57 210V209H56ZM55 210V211H56ZM60 210V209H59ZM86 210V209H85ZM135 210V209H134ZM133 210V212H130V213H135V211ZM44 211H46V213L44 212ZM87 211V210H86ZM99 211V212H100ZM114 211V210H113ZM113 211H110V213L111 212H113ZM122 211V210H121ZM127 211H128V207H127ZM127 211H122V213L124 212V213H126ZM141 211H140V214H143V213H141ZM200 211V213H198ZM244 211V212H243ZM54 212V211H53ZM57 212V211H56ZM100 212V213H101ZM109 212V211H108ZM115 212H117L116 211V209H115ZM139 212V211H138ZM80 213V212H79ZM103 213V212H102ZM100 214L101 216L103 215V216H105L106 214H108V213H105V215L104 214ZM123 213V214H124ZM198 213V214H197ZM42 214V215H43ZM65 214V213H64ZM118 214H120L119 212H118ZM137 215H138V213H136ZM111 215H113V214H111ZM111 215H109V217H111ZM133 215V214H132ZM130 216H131V218H132V220H130L131 218H130ZM86 217V215H84V214H80V219L84 222V221H86V220H83L84 218ZM87 217H88V214H87ZM106 217V216H105ZM108 217V216H107ZM107 217H106V219H107ZM115 217H117V214L115 215ZM134 217H135V214H134ZM61 218H62V216H61ZM64 218H67V217H64ZM104 218V217H103ZM112 218V217H111ZM141 218V219H142ZM193 218V219H192ZM42 219V218H41ZM71 219V218H70ZM89 219V218H88ZM125 219V220H124ZM139 219V218H138ZM69 220V219H68ZM101 220H103V219H101ZM107 220H111V219H107ZM113 220V219H112ZM111 220V221H112ZM133 220H134V222H133ZM15 221V222H14ZM106 221V220H105ZM119 221L117 222L118 224H120L119 223ZM139 222H140V219L138 220ZM199 222L198 224H200V225H198L196 222ZM13 222L15 223V225L13 224ZM43 222V221H42ZM71 222V221H70ZM87 222V221H86ZM116 222V221H115ZM123 222V223H122ZM145 222V223H144ZM52 223V222H51ZM105 223H108V221L107 222H105ZM112 224H113V222H111ZM110 222H109V224H111ZM197 225H196V224ZM3 224V225H2ZM81 224V223H80ZM12 227V231H11V227ZM13 225L15 226V228H13ZM79 225V224H78ZM108 225V224H107ZM114 225V224H113ZM116 225V224H115ZM9 226V227H8ZM75 226V225H74ZM80 226H82V224L80 225ZM117 226V225H116ZM199 226V227H198ZM56 227V226H55ZM79 227V226H78ZM83 228L85 227V226H82ZM90 227V226H89ZM115 227V226H114ZM114 227H112L111 226V228H112V232L110 231V233L108 232V230L106 231V234H111V233H115V232H117L118 233V231H113V228ZM198 227V228H197ZM7 228H8V231H7ZM10 228V229H9ZM36 228H40V231H37L36 230ZM82 228V229H83ZM108 228H110V227H108ZM127 228H129L128 230H126ZM131 228V229H130ZM134 228V227H133ZM193 228V229H192ZM195 228V229H194ZM94 229V230H93ZM192 229V231H190ZM200 229H202L201 231H202V235L204 236L203 238L205 239V243L203 244V245H200V246H196L197 245V243L195 244V242H197V240H198V237H197V235H199L200 236V234L201 233H199V231H200ZM10 230V231H9ZM19 231V232H17L16 233V231ZM59 230V231H60ZM66 230H67V228H66ZM85 230H87V228L85 227ZM123 230H124V233H123ZM134 230V229H133ZM69 231H70V229H69ZM69 231H68V233H69ZM75 231L76 230H74V233H75ZM79 231L81 232V230H80V227H79ZM83 232H84V229L82 230ZM193 231H195V232H193ZM200 231V232H201ZM8 232V233H7ZM9 232H12L13 234H11L10 233V237L8 238V234H9ZM15 232V233H14ZM78 232V231H77ZM80 232H79V235H84V233L83 232H81V234H80ZM108 232V233H107ZM140 232H142V233H140ZM198 232V233H197ZM264 232V231H263ZM5 233V234H4ZM90 233V232H89ZM105 233V232H104ZM116 233V234H117ZM127 233V234H126ZM18 234V235H17ZM124 234V235H123ZM135 234V235H136ZM148 234V235H147ZM6 235V236H5ZM14 235V236H13ZM65 236H66V234H64ZM86 235V234H85ZM120 235H122L123 236V238H122V236H120ZM130 235H132V237H131V239H130ZM142 235H143V239H140V237L142 238ZM12 236V237H11ZM0 237V242L1 243H3V241L4 240H2V238ZM17 237V238H16ZM83 237H85V236H83ZM108 237H109V240H105V238L106 239H108ZM125 237V238H124ZM197 237V238H196ZM7 238H8V240H7ZM63 238V239H62ZM101 239L100 241L103 243H101L100 241H99V239ZM127 238V239H126ZM137 238H139L138 240H137ZM15 239V240H14ZM103 239V240H102ZM196 239V240H195ZM13 240H14V242H13ZM18 240V242H16ZM104 240L106 241V244H107V246L106 247H108L109 246V244L108 243H111L110 244V247H108L109 249H104L105 248V246H104ZM228 240H231L232 241V243H234V246H232V247H230V245H233L232 243L231 244H229L230 243V241H229V243H228ZM6 241H4V242H6ZM61 241H62V243H61ZM92 241L94 242L93 244L94 245H97L96 247L92 244ZM10 242V241H9ZM14 243V244H13ZM59 243H61V244H59ZM17 244V245H16ZM105 244V245H106ZM229 244V245H228ZM11 245H14V246H11ZM67 245V246H66ZM81 245H83V246H81ZM103 246V247H102ZM5 247V246H4ZM18 247V248H17ZM89 246H88V248H90ZM6 248H8V247H5L4 249H6ZM13 248V249H12ZM103 248V251L101 250ZM113 248V249H112ZM73 249V248H72ZM84 249V250H83ZM97 250H99V251H101V252H95V251H97ZM110 250V251H109ZM111 250H113L112 252H111ZM245 250H247L245 253H244V251ZM249 250V251H248ZM8 251V250H7ZM70 251V250H69ZM82 251H83V253H82ZM5 252H6V250H5ZM13 252V251H12ZM12 252H10V253H12ZM107 254H106V253ZM110 252H111V254H110ZM248 252V253H247ZM96 253H98L99 254V257H98V254H96ZM102 253V254H101ZM6 255V256H4V255ZM10 256H8V255ZM96 254V255H95ZM102 255V256H101ZM105 255L107 256V258H105ZM0 264H1V262H0Z\"/></svg>","mask_w":264,"mask_h":264}]
</instances>
